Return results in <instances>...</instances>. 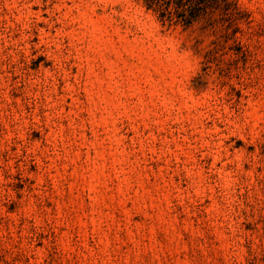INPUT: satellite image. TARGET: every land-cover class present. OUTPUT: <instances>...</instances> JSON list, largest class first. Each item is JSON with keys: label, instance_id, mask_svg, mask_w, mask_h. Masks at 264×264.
<instances>
[{"label": "rangeland", "instance_id": "rangeland-1", "mask_svg": "<svg viewBox=\"0 0 264 264\" xmlns=\"http://www.w3.org/2000/svg\"><path fill=\"white\" fill-rule=\"evenodd\" d=\"M237 8L229 66L220 13L0 0V264H264V0Z\"/></svg>", "mask_w": 264, "mask_h": 264}, {"label": "trees", "instance_id": "trees-1", "mask_svg": "<svg viewBox=\"0 0 264 264\" xmlns=\"http://www.w3.org/2000/svg\"><path fill=\"white\" fill-rule=\"evenodd\" d=\"M238 0H142L144 7L158 15L162 24L168 26L180 25L184 29L192 27L199 22H205L209 28L214 27L217 20L213 17L220 13V21L227 23L226 29L231 28L232 32L225 36L226 42L234 40L233 45L228 47L229 66L238 65L240 62L246 63L251 56L247 44L238 41L236 33L242 32L238 28V21L243 18L237 8ZM238 14L239 17L238 18ZM251 38V32H242Z\"/></svg>", "mask_w": 264, "mask_h": 264}]
</instances>
